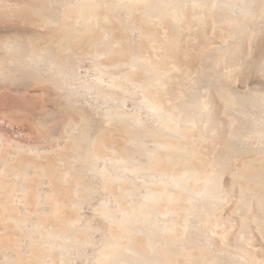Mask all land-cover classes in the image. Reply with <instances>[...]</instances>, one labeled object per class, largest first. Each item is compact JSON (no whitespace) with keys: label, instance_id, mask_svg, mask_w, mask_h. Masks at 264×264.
Segmentation results:
<instances>
[{"label":"bare ground","instance_id":"1","mask_svg":"<svg viewBox=\"0 0 264 264\" xmlns=\"http://www.w3.org/2000/svg\"><path fill=\"white\" fill-rule=\"evenodd\" d=\"M7 96L0 264H264V0H0Z\"/></svg>","mask_w":264,"mask_h":264},{"label":"rangeland","instance_id":"2","mask_svg":"<svg viewBox=\"0 0 264 264\" xmlns=\"http://www.w3.org/2000/svg\"><path fill=\"white\" fill-rule=\"evenodd\" d=\"M255 79H258V77H255V75H252L250 77L249 81L251 82V80H255ZM33 93H35V92H30L29 95H33ZM1 100L4 101V103H3L5 105V106L3 105L4 107H6L7 105L8 106L6 108L0 107V117L3 115V113L10 112V110L12 108L10 106H13V104H14L13 101L11 100V96L4 97V99H0V101ZM0 103L2 104V102H0ZM32 103H33V106H38V104H39L38 102H34V101H32ZM132 106H133V104L131 102H129V107L131 108ZM30 114H32V115H30ZM25 116H27L29 119H31L34 115L32 112H30L29 115H24V117L18 118L16 123H0V134L7 136L8 138H10L11 140H14L16 142H21V141L27 140L28 142L34 143V142H36V140L38 141V139H39L38 137H39V135H41L40 134L41 132L42 133L44 132V134L47 135V136L45 135V137H47V140L50 139L49 135L51 134L52 131L55 133H59V134H57L58 137L63 135V128H65L69 124V123H58V125H52L51 123H45L46 124L45 127L48 128V129H45V127L41 126V123H34L33 121H30L31 123L30 122L28 123L24 119ZM2 121H5V120L2 119ZM96 124L98 125L99 123H96ZM50 129H51V131H50ZM45 130H47V131H45ZM61 130H62V132H61ZM57 140H59V139H57ZM64 140L61 139V144L64 142ZM56 141H50L49 140L46 144L43 143V146L46 147L48 149V152H49L46 156H48V157L55 156V154L53 152L57 148L56 145H58V143ZM234 207H235V202H232L230 204V206H228L227 215H229V216L231 215L230 213ZM235 232H237V231H235ZM0 233H3V231H1V229H0Z\"/></svg>","mask_w":264,"mask_h":264}]
</instances>
